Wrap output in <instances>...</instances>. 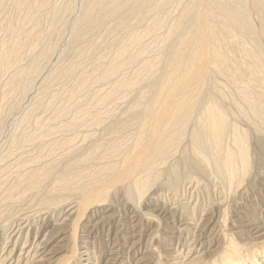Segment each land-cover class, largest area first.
I'll use <instances>...</instances> for the list:
<instances>
[{"label":"rangeland","instance_id":"1","mask_svg":"<svg viewBox=\"0 0 264 264\" xmlns=\"http://www.w3.org/2000/svg\"><path fill=\"white\" fill-rule=\"evenodd\" d=\"M69 3L70 0H27L24 4H21L20 0H0V56L10 47L12 42L13 46L11 45V47H13V50L15 51L11 63L7 67L0 66V225H5L6 222L19 216L22 212H26V210L29 213L32 212L33 215L31 216L30 222L34 227L27 235V243L31 244L34 242L33 238L35 232H43V222H41L42 220H40L38 215L35 214L36 210H40L41 208L43 212H47V218H51L49 216H51V213L53 212L52 208L49 210L46 209L47 211L45 208H42L41 200L43 198L54 195L55 198L57 197L56 199H63L64 197L71 200L72 198L77 199V197L79 199L83 196L82 193H84V191L82 192V187L85 185H88L86 191L89 189L90 193L93 189V191H95L98 190L99 186H102L104 187L103 189H105L102 200L97 201V203L90 202L88 204L89 208H86L77 225L73 227L72 223L67 222L64 226H60L61 228L58 229L59 234L51 243L52 245H56L54 246V249L57 250L55 251L57 253L54 256L55 258H53L54 260L52 259V261L47 264H83L84 261L80 256L84 255L79 254L80 251L84 250H81V246L88 247L94 264H100L101 261L105 260L107 254L112 249H115L117 252L116 255L118 261L116 264H133L136 258L143 255H146V259L144 260L146 264H172L173 261H171L168 256L167 248H178L181 246L185 253L188 248L193 246L198 247L199 243L203 240L204 243L211 242V240L212 242H214L213 240H218L215 244L219 245L216 256H209L211 259H213V257H216L214 259H220L221 256L224 255L228 239H232V241L237 244L240 255L245 254L249 250L257 252L264 250V234L261 236H255L250 233L234 232L245 228L240 226L242 222H246V224H251L253 222L264 224V154L260 152L257 145L259 136H263V134H259L256 131L253 133L254 129L252 128L249 130L250 168L241 182L234 185V187L232 186L233 188H228L224 179H219L218 176L212 174L209 176H195L197 179L190 176L188 179L180 181V186L178 185V189L174 192L167 187V180L170 178L171 174L170 170L166 167L164 170L161 169V175L159 174L158 181L150 187V192H156L154 196L152 197L150 192H148L141 197L140 200H134L127 195L129 187L127 184L130 185L129 181L126 179H119L116 181L112 179V176L110 175H113V169L107 170L106 174L103 173V176L101 175L99 176L100 178L98 177L97 171L103 168V166L106 168L117 166V162L120 158H108L103 155H99L98 157V151L95 157H93V145H100L99 149L102 150L109 145L120 144L121 146H124L121 147L124 149L131 143V136L136 130L138 123L137 119L128 114L131 110L137 109L135 108V101L138 97L141 98L147 95L150 85L148 80L149 71L142 66L144 61L158 62L163 58L162 56H164L166 48L159 47L161 46L159 44H162L159 39L161 38L162 40V36L164 35L162 33H165L168 29L167 23L172 21V17L179 12L182 4H178V2H175L174 0L168 3L167 6L169 7L166 6L163 11V14L166 13L165 16L168 21H166L164 16V21H166L165 24H163L164 27H158L153 33L146 36L143 35L144 37L142 36V40L140 39L136 45L134 44L131 47L134 52L141 50L140 55H138L131 64L122 67V70L119 69L116 73L109 75V77L107 76L108 78L105 77L106 79L100 78V65L108 64L111 59H113L115 47L126 42V38H128L127 35L130 34V31L142 32V29L145 26H150L154 23L156 19L154 17L156 14L158 15V11H156V9L154 10V8L147 11L146 9H143L145 11H142V13L136 18L135 16L132 17L126 14L129 16L127 19H118L117 16H111L105 19L106 23L104 22V25L89 30L86 29L84 23L78 22L79 28L84 32V35L82 36L83 39L80 41V48L78 47L75 50H69L67 52L68 56L75 63L73 65H68V71H66V73L60 75L57 79L50 81L47 77L48 73L53 70L55 71L56 69L58 70L64 65V59H62L63 54L57 57L54 51L49 50L46 55L48 58L45 57L44 59H41L43 44L41 41L37 40V36L39 34L41 35L44 44H54L59 39L58 33L60 31L62 32L63 30V32H67V30L69 31L70 28L73 27L74 14L68 10ZM150 11H152V13ZM28 13L34 14L33 20L29 23L20 22L21 16L23 17ZM165 26L167 29H165ZM12 28L17 29L16 31L19 30L17 34H14V36L16 35L17 37L9 34V30L11 31ZM22 32L24 35H22ZM28 32L31 33L29 34ZM225 38L224 41L226 44V42H229V39L227 40V38ZM232 41H234L232 45L239 48H232L231 46V48L228 49L230 45L228 43L224 45L225 48L227 47L225 49L227 55L229 54L227 71L225 70V72H223L224 74L214 73L212 75V80L214 83L217 82V84L219 83L218 85H220L217 88H219V92L223 94L224 103L227 102L225 105L229 111V119L232 120H229L230 123H234V125L239 126V128L246 130L248 128V123L258 124L260 119L248 110V104L242 98V95L250 91L253 94L262 91V89H264V77L262 74L261 76H256L253 75V72L252 74L250 73L253 70V65L249 63L251 62L249 60L250 58L247 57L248 55L245 53V48H248L252 44V38L250 35L243 34ZM235 41H237L236 44ZM38 50L40 54L38 53ZM65 51H67V49H64V52ZM52 54L55 56H52ZM54 58L57 59L54 60ZM34 59H39L40 65L35 71L34 67H32V64L36 62ZM239 64L243 67V74L237 79L232 77V75L235 74L234 69L236 65ZM248 66L249 68L252 67V69H249ZM88 72H91V74ZM17 73H20L19 80L16 82L15 86L12 87L8 82L11 77ZM134 74L139 76V84L133 87H126L119 84V82L121 83L124 80L130 79ZM26 77H28L27 80ZM81 79H85V84L87 86L85 84L84 86H79L78 83ZM246 79L247 81H245ZM24 80L28 82L26 83ZM47 84L49 85L47 86ZM256 88L258 90H256ZM109 93H111V95ZM104 95H108L107 99H104ZM237 105H240V107ZM196 112L197 111H194L192 114L191 120H193V122L199 116ZM191 120L188 124L190 127L193 125ZM234 120L236 122H234ZM188 126L187 130H189ZM111 138H113V140ZM186 138L187 137L183 136L182 140L177 144V151H175L176 155L174 154L171 156L169 159L170 163L178 162V164H180V158L183 156L182 154L184 152H188V154L191 153L189 140L188 138L186 140ZM250 140L253 141V145ZM230 141L231 136L228 135L226 143H229ZM106 144L107 146H105ZM73 152H76V155ZM80 167L81 169H79ZM66 168H73L71 169L72 171L78 169L80 171V175H78L79 177L71 176L66 180L62 179V173ZM30 172L35 175L37 174L36 176L38 177L34 186L29 183L30 181L28 177L29 174H31ZM111 172L112 174H110ZM144 173L145 172H142L141 174L143 175ZM98 178L102 181L98 182ZM204 178H206L207 181L204 180ZM104 180H106V182ZM189 180H191V183L188 184ZM94 183L96 184L94 185ZM105 183L107 185H104ZM92 185L94 187H92ZM27 186L29 189L31 188L30 191ZM95 186L98 187L96 188ZM106 190H108L107 193ZM80 194L82 195L80 196ZM59 195L60 197H58ZM97 204L100 207L97 206ZM102 207L105 208V212L102 213V221L100 224H98V222L97 224H94V222L96 223L98 220V214H100L97 209ZM187 208L188 211H185ZM90 213L91 215L88 217ZM108 214L111 215L109 216ZM201 217L203 220L204 218H211L212 223L216 222L215 228H213L214 231H212L213 235H210L207 230L204 236H198V238L195 236L197 232H194L190 223L194 220L197 221ZM103 219H105V221ZM182 223H186L187 228L180 232L178 229ZM73 228L75 230H72ZM134 232L135 236L129 238L128 236ZM24 240H26V238L22 241ZM133 240L135 241V244ZM33 249H35V246ZM32 254L33 251L28 257L23 259V261H20V264H34V262H32ZM42 264L46 263L43 262Z\"/></svg>","mask_w":264,"mask_h":264},{"label":"bare ground","instance_id":"2","mask_svg":"<svg viewBox=\"0 0 264 264\" xmlns=\"http://www.w3.org/2000/svg\"><path fill=\"white\" fill-rule=\"evenodd\" d=\"M171 1H173V0H70V3L68 5V10H70L72 12V14H74V25H73V27L70 28L69 31L67 30V32H63V30H62V32L60 31L58 33L59 39L54 44H44L43 38L41 37V35L39 34L37 36V40L41 41L43 44V48L41 51V59H44L45 57H47L46 55H47V52L49 50L54 51V53L57 57L59 55L63 54L62 59H64L63 60L64 65H62L60 68L58 67L59 68L58 70L56 69L55 71L53 70L52 72H49L48 76H47L48 79L50 81L57 79L58 77H60V75H63L64 73H66V71H68L67 70L68 65H70V64L73 65L75 63L68 56L67 52L69 50L77 49L80 45L81 39H83L82 36L84 35V32H83V30H81L79 28L78 22L84 23L86 26V29L89 30V29L97 28V27L104 25L105 19H107L108 17H111V16H117L118 19H120V18L121 19L122 18L127 19L129 16H132V17L135 16V18L138 17L142 13V11H145L143 9H146V11H147V10H151L154 8V10L156 9V11H158V15L156 14L154 17V18H156L155 22L153 20L154 23H152L150 26H145L142 29V32L130 31V34L127 35V37H128V38H126L127 40L125 39L126 42L125 43L123 42V44L115 47L113 59H111V61L108 64L100 65L101 66L99 68L100 78L104 79L105 77H107V76L109 77V75L116 73L122 67L131 64V62L136 57H138V55H140L141 50L134 52V51H132L133 49H131V47L134 44L136 45V43L141 38L144 37L143 35L146 36L150 33H153L154 31H156V29L158 27L161 28V26H163V24H165L167 19L165 16L166 13L163 14V11L165 10V7L168 5V3H170ZM174 1L175 2L177 1L178 4H182V6H181L179 12L175 16L172 17V19H171L172 21H170V23L167 21L168 22L167 23L168 29L165 26V29H167V30L166 31L164 30L165 33H162V34H164L163 36L161 35L162 40H161V38L159 39L161 41L160 43H162V44H159V45H161L159 47L166 48L164 56H162L163 58L161 60L159 59L160 61H158V62H156V61H144V64L142 66L143 68L145 67L149 71L148 80H149L150 85H149L147 95H145L144 97H141V98L138 97L137 100L135 101L134 104H135V108H137V109L132 108L133 110H131V111L129 110L130 112L128 115L137 119V123H138L136 130L135 131L133 130L134 132H133V135L131 136V143L128 144L124 149L121 148L124 146H121L120 144H115V145L112 144L111 146L109 145L108 147H105L102 150L99 149L100 145H98V146L93 145V148H92L93 157H95V155L98 151V155H97L98 157H99V155H103V156H106L108 158H111V157H116V158L119 157L120 158V160L117 162V166H112L111 168L110 167L106 168L103 166V168H101L99 171H97L98 177L101 176L103 173L106 174L107 170L113 169V171H114L113 175L114 174L115 175L114 176L110 175V176H112V179H114L115 181L119 180V179H123V180L126 179L129 181L130 185L127 184V186H129L128 191H127V195H128V197H131L134 200L135 199L140 200L141 197H143L145 194L150 192V187L154 183H156V181H158V177H159L161 169L164 170L166 167H167V169L170 170V174H171L170 178L167 180V187L169 189H171V191H174V192L178 189V185L180 186V184H179V183H181L180 181L188 179L190 176H193V177L198 176L199 177V176H209L212 174L218 176L219 179L220 178L224 179L226 181L228 188H231L232 186L234 187V185L241 182V180L246 176V174L248 173L249 168H250V157H249V136H250V134H249V130H251V128L254 129L253 133H255L254 131H256L259 134H263V136H259L258 141H257V145L259 147L258 149H260V152L264 154V89H262V91H259L258 93L256 92V94H253L250 91V92H246L245 94L242 95V98L248 104V106H247L249 108L248 110H250L253 113V115L257 116L260 119L258 121V124H255V123L252 124V123L247 122L248 128L245 130V129L239 128V126L234 125V123L233 124L230 123L229 120H231V119H229V111L225 105V103H227V102L224 103L223 94L220 93L219 88H217L220 85H218L219 83L217 84V82L214 83V81L212 80V77H213L212 75L214 73L224 74L223 72H225V70L228 68L227 63H229L228 62V60H229L228 55L229 54L227 55V53L225 51V49L227 47L225 48L224 45H226L228 43L230 45V47H228V49L231 48V46H232V48L236 47V46L232 45L234 42L232 40L233 39L235 40L236 38H238L240 35H243V34L244 35L249 34L250 37L252 38L251 46H249L248 48L247 47L245 48L246 49L245 53L248 55V56L247 55H245V56L250 58L249 60L251 62H249V63L253 65L252 66L253 70L252 71L250 70L251 72L250 71L249 72L251 74L253 72V75H256V76H258V75L261 76V74H262V76L264 77V0H174ZM26 2H27V0H20L21 4H24ZM167 7H169V6H167ZM176 7H177V5H176ZM174 11H173V13H174ZM148 12H146V13H148ZM150 12L152 13V11H150ZM126 14H128L129 16ZM33 16H34L33 13H30V14L28 13V14L24 15L23 17L21 16L20 22H23V23L28 22L29 23L30 21L33 20ZM164 16H165L166 21H164L165 20ZM139 22H140V20H139ZM15 26H16V24H15ZM24 26H25V24H24ZM26 26H27V24H26ZM16 30L17 29L12 28L11 31L9 30V32H10L9 34L14 36V34H17L19 31V30L18 31H16ZM20 30H21V28H20ZM48 32H49V29H48ZM3 34H4V32H3ZM22 35H24V33ZM225 37L227 38V40L229 39V42H226V44L224 41ZM9 38H10V36H9ZM19 38H20V36H19ZM23 38H24V36H23ZM239 42H240V39H239ZM236 43H237V41H235V44ZM250 43H251V41H250ZM12 44H13V42H12ZM15 44H16V41H15ZM11 45L9 48H7V50L3 53V55L0 56V66H2V67H7L11 63L12 58L15 54V51L13 50V47H11ZM236 48H239V47H236ZM64 49H67V51L64 52ZM38 53H39V50H38ZM53 55L54 54H52V56ZM14 58H16V57H14ZM36 59H34V60H36ZM55 59H57V58H54V60ZM234 61H235V59H234ZM83 62H84V60H83ZM61 63H62V60H61ZM249 66H248V68H249ZM32 67H34V71L37 70L38 67H40L39 59L36 60V62L32 64ZM252 67H250L249 69H252ZM46 68H47V66H46ZM80 68H81V66H80ZM242 68L243 67L241 64L236 65V67L234 69L235 74H233L232 77L237 78V79L239 77H241V75L243 74ZM76 69H78V68H76ZM81 71H83V70H81ZM247 71H246V73H247ZM26 73H28V72H26ZM30 73H31V71H30ZM89 74H91V72ZM134 75L130 79L124 80L121 83L119 82V84L126 86V87H133V86L139 84L140 83L139 76L138 75L134 76ZM248 76H250V75H248ZM19 77H20V73L14 74L11 77L10 81L8 82L9 85H11L12 87L15 86L16 82L19 80ZM119 77H120V75H119ZM27 78L28 77H26V80H27ZM100 78H98V79H100ZM26 80H24V81L26 82ZM245 81H247V79ZM78 84L80 87L84 86L85 79H81ZM141 84H143V83H141ZM48 85L49 84H47V86ZM28 86H29V83H28ZM24 87H26V86H24ZM239 87H241V86H239ZM16 88H17V85H16ZM21 88H22V86H21ZM253 89H255V88H253ZM25 90H26V88H25ZM256 90H258V89L256 88ZM233 92H234V90H233ZM74 93H75V91H74ZM122 93H123V91H122ZM109 94L111 95V93H109ZM107 96L108 95H106V96L104 95V99H107ZM113 99H114V97H113ZM85 107H87V106H85ZM238 107H240V105ZM194 111H197L196 113H198L199 116H198V118L196 117L197 119H195V121L193 122V120H191V118H192V114L194 113ZM41 119H42V117H41ZM37 120H38V118H37ZM190 120H191V122H193V125L191 127H190V125L188 126ZM101 122H102V120H101ZM122 122H124V121H122ZM234 122H236V121L234 120ZM187 126H188L189 130H187ZM24 129H26V128H24ZM228 135L231 136V141L229 143H226V138L228 137ZM253 135H255V134H253ZM25 136H23V137H25ZM183 136L187 137L189 140L190 150H191L190 154L191 155L188 154V152H184L183 154L181 153L183 156H182V158L179 157L181 159L180 164H178V162L170 163L169 159L171 158V156H173L175 154V151H177L176 146H177V144H179V141L182 140ZM187 138H186V140H187ZM111 139L113 140V138H111ZM252 142L253 141H251V143ZM252 145H253V143H252ZM51 146H53V145H51ZM105 146H107V144ZM177 153H179V152H177ZM250 154H252V153H250ZM60 167L63 168L62 166H60ZM73 168H66L65 170L63 169L64 171L62 173V179L66 180V179H68V177L69 178L71 176L77 177L78 175H80V171L78 169L77 170L74 169V171H72L71 169H73ZM8 169H9V167H8ZM79 169H81V167ZM168 171H166V172H168ZM112 172L110 174H112ZM142 172H145V173L142 175L141 174ZM36 175L31 173V174H29V177L27 176L29 181H30L29 183L32 186H34V184H36V182L38 180V177ZM95 175H96V173H95ZM41 178H42V175H41ZM99 178H98V182H101L102 180L100 181ZM23 179H24V177H23ZM110 179H111V177H110ZM204 180H206V178H204ZM104 181L106 182V180H104ZM107 181H109V180H107ZM160 181H162V180H160ZM72 182H73V180H72ZM95 182H97V181H95ZM189 183H191V180H189L188 184ZM87 184H89V183H87ZM95 184L96 183H94V185ZM104 185H107V184L105 183ZM224 186H225V184H224ZM92 187H94V186L92 185ZM82 188H83L82 192L84 191V193L81 192L83 194V196H81L82 194H80L81 197L79 199L77 197V199L72 198V200L65 198V197L63 199H56L57 197L55 198L54 195L46 196L48 194L45 193L46 197L41 200L42 201V208H45V210L46 209L49 210L52 208L53 212L51 213V216H49L51 218H47L48 217L47 212H43L40 207H39L40 210H36L35 214L38 215V218L40 220H42L41 222H43V226H42L43 232L36 231L34 234V238H33L34 242H32L31 244L27 243V235L29 234V231L33 230L32 228L34 227V225L30 222L31 216L33 215L32 212L29 213L26 210V212H22L19 216L12 218L8 222H6L5 225H0V264H20V261H23V259L28 257V255L31 254L32 251H33V254H32L33 261L32 260L31 261L34 262V264L35 263L36 264H39V263L42 264L43 262H45L46 264L50 263V261H52V259L55 258L54 256L57 253V252H55L57 250L54 249V246H56V245H52L51 243L53 242L54 238L57 237V235L59 234L58 229L61 228L60 226L61 225L64 226V224H66L67 222H70V223H72V226L74 227L75 225H77V223L80 222L79 220H80L82 214H84V211L86 210V208L88 207V204L90 202H93V203L96 202L97 203V201H101L103 198L105 189H103L104 187H102V186H99L98 190L93 191L94 190L93 189L91 191V193H90L89 189H88L89 192L86 191V189L88 188V185H85ZM11 189H12V187H11ZM28 189H29V187H28ZM30 189H29V191H30ZM72 189H71V191H72ZM153 191H155V190H153ZM57 192H59V191H57ZM72 192H71V194H72ZM107 192H108V190H106V193ZM155 193L156 192H152V191L150 192L152 197L154 196ZM58 197H60V195ZM54 199H56V200H54ZM170 200H171V198H170ZM177 202H179V201H177ZM21 205H23V204H21ZM97 206H99V205L97 204ZM189 209H191V208H189ZM97 210L100 214H98V220L96 221V223L94 222V224H97V222H98V224H100V222L102 221V218H103L102 213L105 212V208L102 207V208H98ZM185 211H188V208ZM7 212H9V211H7ZM191 214H190V216H191ZM90 215H91V213L88 215V217H90ZM85 217H86V214H85ZM167 218H168V216H167ZM201 218L198 219L197 221L194 220L192 223H190V226H191V228L194 229V232L195 233L197 232V234L196 235L194 234V235L197 236V238H198V236L199 237L204 236L207 230L210 233V235H213L212 231H214L213 228H215L216 222L212 223L211 218H208V219L204 218V220H203V218L202 219ZM103 220L105 221V219H103ZM242 223L240 226L245 227V228L244 229L242 228L238 231L236 230L234 232L250 233V234H253L255 236H261L264 234V224H261V223L258 224V223H254V222L251 224L250 223L246 224V222H245L242 225ZM180 226H181V228H180ZM180 226L178 229V231H180V232L184 231L187 228L186 223H182V224H180ZM36 227H37V225H36ZM47 228H49V229H47ZM72 230H75V229L73 228ZM215 232H213V233H215ZM134 236H135V232L133 234L131 233L128 237L133 238ZM24 238H26V240L22 241ZM172 239H174V238H172ZM2 240H3V243H2ZM203 241H201L199 243L198 247L193 246L191 248H188L185 253L183 252V250H182L183 248L181 246H179L178 248L177 247L167 248V253L169 254L168 256L170 257V260L173 261L172 264H264V261H263L264 250H262L260 252H257L254 250H252V251L249 250L245 254L240 255V253L238 252V246H237V244H235L232 241V239H228L227 246H226V248L224 247L225 248L224 255H222L220 259H214L216 257H213V259H211V257H209V256H214V255L216 256L217 248L219 247V245L218 244L215 245V244L218 242V240H213L214 242H212V240H211V242H208V243H204ZM35 242H36V244H35ZM133 242L135 244L134 240H133ZM34 246H35V249H33ZM82 249H84V250L80 251L79 254L84 255V256H80L81 259L84 261L83 264H94L92 262L93 258L91 256V254L89 253L88 247L87 246H81V250ZM116 253L117 252L115 251V249L114 250L112 249L111 251H109L105 260L101 261L100 264H116L118 261V257L116 255ZM145 259H146V255L139 256V258L135 259L133 264H146L144 262ZM26 263H27V261H26Z\"/></svg>","mask_w":264,"mask_h":264}]
</instances>
